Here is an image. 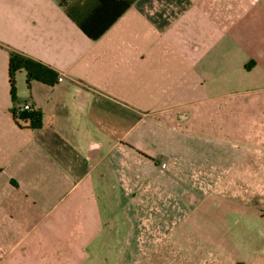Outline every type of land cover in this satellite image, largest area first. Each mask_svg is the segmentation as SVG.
I'll return each mask as SVG.
<instances>
[{
	"label": "crops",
	"instance_id": "0c3cea01",
	"mask_svg": "<svg viewBox=\"0 0 264 264\" xmlns=\"http://www.w3.org/2000/svg\"><path fill=\"white\" fill-rule=\"evenodd\" d=\"M66 15L0 0V264H264V0ZM12 51L56 82L13 95Z\"/></svg>",
	"mask_w": 264,
	"mask_h": 264
},
{
	"label": "trees",
	"instance_id": "16d2710c",
	"mask_svg": "<svg viewBox=\"0 0 264 264\" xmlns=\"http://www.w3.org/2000/svg\"><path fill=\"white\" fill-rule=\"evenodd\" d=\"M59 2L65 8L66 16L82 30L87 38L98 40L136 0H59ZM22 72L27 73L28 87L32 82L47 85L56 82L55 74L46 66L12 51L9 64V83L13 95L15 94L17 76ZM13 116L17 121L29 122L32 128H40L42 125V115L35 110L31 113L22 112L20 115H17L16 110Z\"/></svg>",
	"mask_w": 264,
	"mask_h": 264
},
{
	"label": "rangeland",
	"instance_id": "374dc122",
	"mask_svg": "<svg viewBox=\"0 0 264 264\" xmlns=\"http://www.w3.org/2000/svg\"><path fill=\"white\" fill-rule=\"evenodd\" d=\"M225 232L227 234H230L229 236H231V234L233 233V231H229V230H225ZM246 234H247V238H249V239H258L260 237L259 235L261 233L259 231H253V232H246ZM144 259H145V264H152V258L151 257H146ZM128 264H136V257L135 256L130 257V261ZM166 264H169V261H167Z\"/></svg>",
	"mask_w": 264,
	"mask_h": 264
},
{
	"label": "built area",
	"instance_id": "2783aa9c",
	"mask_svg": "<svg viewBox=\"0 0 264 264\" xmlns=\"http://www.w3.org/2000/svg\"><path fill=\"white\" fill-rule=\"evenodd\" d=\"M60 80H62V78H60ZM26 111H28L29 113L34 111L33 107L29 105V103H26L22 105L20 108H18L17 115H20L22 112H26Z\"/></svg>",
	"mask_w": 264,
	"mask_h": 264
}]
</instances>
